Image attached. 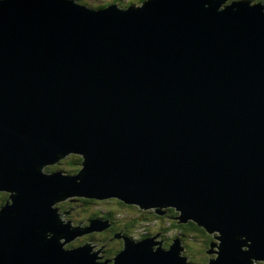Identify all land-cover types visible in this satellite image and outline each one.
I'll return each mask as SVG.
<instances>
[{
    "label": "water",
    "instance_id": "water-1",
    "mask_svg": "<svg viewBox=\"0 0 264 264\" xmlns=\"http://www.w3.org/2000/svg\"><path fill=\"white\" fill-rule=\"evenodd\" d=\"M0 193V264H193L161 233L70 246L110 225L68 219L77 198L174 209L207 264H264V4L0 0Z\"/></svg>",
    "mask_w": 264,
    "mask_h": 264
},
{
    "label": "trees",
    "instance_id": "trees-1",
    "mask_svg": "<svg viewBox=\"0 0 264 264\" xmlns=\"http://www.w3.org/2000/svg\"><path fill=\"white\" fill-rule=\"evenodd\" d=\"M79 3L94 7V8H105L113 3H117L122 7H127L131 3H138L144 0H97V2H91L88 0H77ZM253 2H260L261 0H252ZM82 158L76 155H70L60 161L57 166L49 167V171L57 169H63L69 174H75L81 169ZM8 195L2 194L0 198V205L3 204ZM111 203H116L118 207H125L130 209L132 212L130 216H126L116 220L114 213L109 211L104 216L110 224L102 232H94L90 236L96 237L97 243L100 245L107 246V254L105 259L114 258L117 253L122 251L124 248V240L118 238L117 235L124 236H135L145 238L152 236L157 233H161L164 237L174 234L178 235V238L182 240L184 246L187 247V251L191 252L190 261L194 264H207L211 256L208 253L210 250V244L213 241V237L207 232L200 228L196 223L189 222L187 224H181L176 220L178 213L174 209H167V213L164 215H157L153 211L141 210L137 206H128L121 201L116 202V199H110ZM99 200L91 199H71L66 202H62L58 205L61 208V212L71 210V214L67 217L73 220L75 224L87 221L88 218H94L98 213L87 214L83 219L76 218L74 213L78 210H82L83 213H87L88 207L99 204ZM91 216V217H90ZM143 225L144 230L142 232L135 231L139 226ZM170 239V238H169ZM85 242V241H84ZM72 246V245H70Z\"/></svg>",
    "mask_w": 264,
    "mask_h": 264
},
{
    "label": "rangeland",
    "instance_id": "rangeland-1",
    "mask_svg": "<svg viewBox=\"0 0 264 264\" xmlns=\"http://www.w3.org/2000/svg\"><path fill=\"white\" fill-rule=\"evenodd\" d=\"M88 1H91V2H97V0H88ZM227 2H232V0H227ZM2 194H6V193H0V198H1V195ZM8 195V194H7ZM88 211L87 213H83L82 210H78L77 213H74L75 217L79 219V217L81 219H83L85 216H87V214H94V213H98V217L97 219H94V220H103V221H107L106 218L104 216H106V214L110 211H112L114 213V216L116 217V220H119L120 218H123V217H126V216H130V213L132 212L130 209L128 208H125V207H118L116 205V203H111V201H101L99 204H94L90 207L87 208ZM144 230V226L143 225H139L135 231H140L142 232ZM177 235H174V234H171L167 237H169L170 239L167 238V240L165 241V247H168L166 244H169L171 243L172 239L174 238H177L176 237ZM85 237V236H84ZM84 237L83 238H79L77 239L76 241H74L71 245L72 246H78V245H82L84 244L85 240H84ZM120 237V235H118V238ZM121 238V237H120ZM107 248L105 249V253H103L104 256H106L107 254ZM184 254L189 258V261H190V257L191 256V252L190 251H187V247L185 246V251H184Z\"/></svg>",
    "mask_w": 264,
    "mask_h": 264
},
{
    "label": "flooded vegetation",
    "instance_id": "flooded-vegetation-1",
    "mask_svg": "<svg viewBox=\"0 0 264 264\" xmlns=\"http://www.w3.org/2000/svg\"><path fill=\"white\" fill-rule=\"evenodd\" d=\"M101 202V201H100ZM99 202V203H100ZM104 202H105V200H104ZM116 202H119L118 200L116 201ZM84 240H86V241H88V240H92L93 241V243L97 246V248H100V249H102V253H105V249L107 248V246L106 245H100V242H98L97 243V238L94 236V237H92V236H85L84 237ZM105 246V247H104Z\"/></svg>",
    "mask_w": 264,
    "mask_h": 264
},
{
    "label": "bare ground",
    "instance_id": "bare-ground-1",
    "mask_svg": "<svg viewBox=\"0 0 264 264\" xmlns=\"http://www.w3.org/2000/svg\"><path fill=\"white\" fill-rule=\"evenodd\" d=\"M117 237H118V235H117ZM210 251V250H209ZM209 251H208V253H209Z\"/></svg>",
    "mask_w": 264,
    "mask_h": 264
},
{
    "label": "clouds",
    "instance_id": "clouds-1",
    "mask_svg": "<svg viewBox=\"0 0 264 264\" xmlns=\"http://www.w3.org/2000/svg\"><path fill=\"white\" fill-rule=\"evenodd\" d=\"M212 257V255H210Z\"/></svg>",
    "mask_w": 264,
    "mask_h": 264
}]
</instances>
